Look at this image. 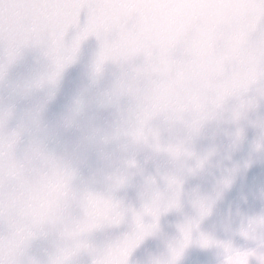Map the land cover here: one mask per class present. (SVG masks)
<instances>
[{
    "label": "water",
    "instance_id": "1",
    "mask_svg": "<svg viewBox=\"0 0 264 264\" xmlns=\"http://www.w3.org/2000/svg\"><path fill=\"white\" fill-rule=\"evenodd\" d=\"M134 2L94 0L97 34L83 40L58 72L44 44L23 47L12 63L0 45V64L4 65L0 109L13 110L9 127L38 113L47 130L48 151L79 170L74 180L54 160L36 152L26 156L17 151L12 156L0 146V250L8 264H50L61 249H71L77 242L87 247L72 255L69 264H93L105 255H110L113 264H121L123 241L136 228L134 214L146 204L163 209L173 200L177 205L161 211L157 227L131 251L128 264H225L223 245L233 251H264L260 248L264 230L258 229L249 238L241 234L250 220L264 216V121L256 116L243 124L234 143L232 126L209 127L192 143L195 155L187 162L173 164L167 157L140 152L135 157L139 171L114 192L107 189L101 172L118 167L119 159L114 157L109 164L98 159L95 149L82 150L87 119L79 127H63V118L80 94L91 102L88 118L93 124L107 128L117 120L114 109L97 108L94 102L98 92L111 87L114 69L109 66L103 80L93 87L92 65L95 57L104 62L132 49ZM85 20L82 13L81 26ZM78 31L69 29L65 42L70 43ZM258 115L264 117V105ZM200 159L203 163L197 166ZM164 174L175 175L179 181L170 187ZM149 179L156 182L153 193ZM86 186L91 190H80ZM202 204L208 209L203 217ZM116 215L123 217L121 222L109 223ZM143 222L150 224L153 218L144 215ZM90 224L100 227L81 231ZM189 225L191 242L175 258L174 250L183 242L181 227ZM202 237L216 243L202 246ZM251 264L258 261L251 258Z\"/></svg>",
    "mask_w": 264,
    "mask_h": 264
},
{
    "label": "clouds",
    "instance_id": "2",
    "mask_svg": "<svg viewBox=\"0 0 264 264\" xmlns=\"http://www.w3.org/2000/svg\"><path fill=\"white\" fill-rule=\"evenodd\" d=\"M131 15L132 49L104 62L95 57L92 65L93 87L109 66L114 69L111 87L94 102L114 109L117 120L107 128L93 124L91 102L80 94L62 121L69 129L87 119L82 150L95 149L109 164L119 159L118 167L101 172L110 192L139 171L135 157L142 151L183 163L194 157L192 143L209 127L232 126L234 143L253 116L264 121L258 115L264 105V0H135ZM12 118L11 108L0 109V146L8 154L36 152L77 179L76 166L48 151L38 113L9 127ZM162 178L170 187L179 181L172 174ZM147 183L153 193L155 180Z\"/></svg>",
    "mask_w": 264,
    "mask_h": 264
},
{
    "label": "snow or ice",
    "instance_id": "3",
    "mask_svg": "<svg viewBox=\"0 0 264 264\" xmlns=\"http://www.w3.org/2000/svg\"><path fill=\"white\" fill-rule=\"evenodd\" d=\"M82 13L86 20L81 26ZM97 18L94 10V0H0V45H3L4 55L8 63H12L20 50L29 44H44L47 46V55H50L56 65L57 72L64 63L72 59L81 42L90 35H96ZM79 28L76 36L70 43L65 42V36L69 29ZM4 65L0 64V71ZM56 73H53L55 76ZM177 205L173 200L163 209L158 205H144L142 212L134 214L136 228L131 236H126L123 241V260L121 264H128L131 251L140 241L157 227V221L161 211H168ZM208 209L202 204L200 215H207ZM150 215L153 222L145 224L143 216ZM122 216L116 215L109 218V223L119 224ZM100 227L99 224H90L81 231H92ZM264 230V216L249 221L246 228H242L241 234L246 238L253 237L255 232ZM192 226L181 227L183 234L182 246L174 250V257L178 258L183 247L191 242ZM202 246H209L214 241L206 237L200 240ZM227 253L225 264H251V258H255L258 264H264V251L255 249L249 251H233L230 245H223ZM87 247L85 243L77 242L71 249H61L60 253L50 260V264H69L70 257L81 248ZM260 248L264 249V239ZM0 264H8L4 258L3 250H0ZM93 264H113L110 255L99 256Z\"/></svg>",
    "mask_w": 264,
    "mask_h": 264
}]
</instances>
